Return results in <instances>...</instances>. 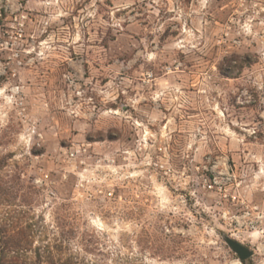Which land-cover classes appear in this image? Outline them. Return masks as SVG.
Returning <instances> with one entry per match:
<instances>
[{
  "label": "rangeland",
  "instance_id": "obj_1",
  "mask_svg": "<svg viewBox=\"0 0 264 264\" xmlns=\"http://www.w3.org/2000/svg\"><path fill=\"white\" fill-rule=\"evenodd\" d=\"M0 243L264 264V0H0Z\"/></svg>",
  "mask_w": 264,
  "mask_h": 264
},
{
  "label": "water",
  "instance_id": "obj_2",
  "mask_svg": "<svg viewBox=\"0 0 264 264\" xmlns=\"http://www.w3.org/2000/svg\"><path fill=\"white\" fill-rule=\"evenodd\" d=\"M224 242L226 243L228 248L237 256L240 262L248 260L253 255V252L249 248L243 246L235 240L225 238Z\"/></svg>",
  "mask_w": 264,
  "mask_h": 264
},
{
  "label": "trees",
  "instance_id": "obj_3",
  "mask_svg": "<svg viewBox=\"0 0 264 264\" xmlns=\"http://www.w3.org/2000/svg\"><path fill=\"white\" fill-rule=\"evenodd\" d=\"M223 75L225 77H230L229 75V72H223ZM13 247V248H19V246H9L7 244H4V243H0V264H10L11 261H9L7 259V252L10 251V248ZM12 249V248H11Z\"/></svg>",
  "mask_w": 264,
  "mask_h": 264
}]
</instances>
